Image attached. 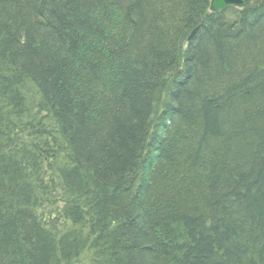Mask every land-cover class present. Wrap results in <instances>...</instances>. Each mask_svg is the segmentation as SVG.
<instances>
[{
    "label": "trees",
    "instance_id": "1",
    "mask_svg": "<svg viewBox=\"0 0 264 264\" xmlns=\"http://www.w3.org/2000/svg\"><path fill=\"white\" fill-rule=\"evenodd\" d=\"M244 1L0 0V264H264Z\"/></svg>",
    "mask_w": 264,
    "mask_h": 264
},
{
    "label": "bare ground",
    "instance_id": "2",
    "mask_svg": "<svg viewBox=\"0 0 264 264\" xmlns=\"http://www.w3.org/2000/svg\"><path fill=\"white\" fill-rule=\"evenodd\" d=\"M242 2L244 3V5L243 6H240V7H238V6H231V5H228V6H224V7H222V8H220V9H218V10H216V11H213V10H211V0H209V2H208V10H209V12L210 13H217V12H221V11H224V10H227V9H230V8H234V9H241V8H244L245 6H246V3H245V1L244 0H242ZM196 30H197V28H195V29H193L191 32H190V34H189V36H188V40H191L193 37H194V35H195V33H196ZM39 93H37V91H35V90H33V93L31 94V96L32 97H34V95L36 96V97H38L39 98V95H38ZM30 104H31V102L30 101H28L27 100V98H24V97H19V99H17V102H16V106H18V107H21V108H23L24 110L25 109H29L30 107ZM13 137H14V135H13Z\"/></svg>",
    "mask_w": 264,
    "mask_h": 264
},
{
    "label": "water",
    "instance_id": "3",
    "mask_svg": "<svg viewBox=\"0 0 264 264\" xmlns=\"http://www.w3.org/2000/svg\"><path fill=\"white\" fill-rule=\"evenodd\" d=\"M243 6L242 0H211V10L216 11L224 6Z\"/></svg>",
    "mask_w": 264,
    "mask_h": 264
}]
</instances>
